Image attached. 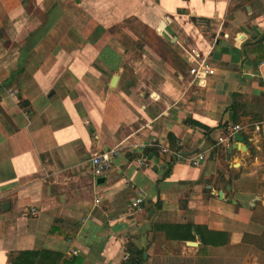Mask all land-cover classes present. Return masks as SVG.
Here are the masks:
<instances>
[{
	"label": "crops",
	"instance_id": "0c3cea01",
	"mask_svg": "<svg viewBox=\"0 0 264 264\" xmlns=\"http://www.w3.org/2000/svg\"><path fill=\"white\" fill-rule=\"evenodd\" d=\"M234 94L264 98V0H0V264H264V122L218 142Z\"/></svg>",
	"mask_w": 264,
	"mask_h": 264
},
{
	"label": "built area",
	"instance_id": "2783aa9c",
	"mask_svg": "<svg viewBox=\"0 0 264 264\" xmlns=\"http://www.w3.org/2000/svg\"><path fill=\"white\" fill-rule=\"evenodd\" d=\"M186 63L189 65L187 69V76L189 79L188 86L194 87L195 89L202 88L203 81L209 74L207 71V64L203 59H199L198 53L195 51H190L187 54L186 57ZM240 127L238 125H230L226 127L223 132L225 136L221 139L218 138V142H227L228 138H230L232 135H235L237 132H239ZM159 153H166L167 150L165 147H162L160 145H155ZM176 155V153H172ZM112 156V151H104L97 154H92L89 157L88 165H89V172L93 179H98L101 177H104L110 170V160ZM202 160L201 155H194L190 160L191 166H197L198 163ZM136 168H147L148 162L145 158H138L135 160ZM142 205V199L140 197L135 198L132 203H130L128 209L130 212H138L141 209ZM29 213L31 215L34 214L33 210H29ZM127 257V254L125 253L123 256V260L125 261Z\"/></svg>",
	"mask_w": 264,
	"mask_h": 264
},
{
	"label": "trees",
	"instance_id": "16d2710c",
	"mask_svg": "<svg viewBox=\"0 0 264 264\" xmlns=\"http://www.w3.org/2000/svg\"><path fill=\"white\" fill-rule=\"evenodd\" d=\"M255 109H264V98L263 97H254V96H245L241 94L232 95L231 104L228 108L232 115V125H238L241 118H248V126L256 124L261 132L260 124L264 122L259 113L253 111ZM250 110V111H249ZM239 136L242 137L243 141L246 138L241 132H238ZM169 148L173 151H177L175 147V140L169 134L167 135ZM261 156L262 162L264 164V137L262 138L261 143ZM125 252L127 254L126 260L123 264H140L142 261V252L137 251L131 244L125 245Z\"/></svg>",
	"mask_w": 264,
	"mask_h": 264
},
{
	"label": "rangeland",
	"instance_id": "374dc122",
	"mask_svg": "<svg viewBox=\"0 0 264 264\" xmlns=\"http://www.w3.org/2000/svg\"><path fill=\"white\" fill-rule=\"evenodd\" d=\"M249 111H250V110H249ZM253 111L259 113V115H260L262 118H264V109H255V110H253ZM240 122L242 123V125H247V123H248V118H242V119H240ZM261 127H262V126H261ZM260 246L264 248V240H263V243L260 244ZM234 260H235V258H231V260H229L227 263H229V262L233 263Z\"/></svg>",
	"mask_w": 264,
	"mask_h": 264
},
{
	"label": "water",
	"instance_id": "95a60500",
	"mask_svg": "<svg viewBox=\"0 0 264 264\" xmlns=\"http://www.w3.org/2000/svg\"><path fill=\"white\" fill-rule=\"evenodd\" d=\"M262 133H263V135H264V129H262ZM98 181H99V182H102V181H103V179H102V178H100V179H98ZM217 197H220V193H217Z\"/></svg>",
	"mask_w": 264,
	"mask_h": 264
}]
</instances>
